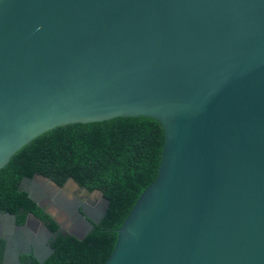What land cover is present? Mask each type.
Returning <instances> with one entry per match:
<instances>
[{"label":"water","instance_id":"water-1","mask_svg":"<svg viewBox=\"0 0 264 264\" xmlns=\"http://www.w3.org/2000/svg\"><path fill=\"white\" fill-rule=\"evenodd\" d=\"M117 116L165 137L105 264H264V0H0V169L50 129ZM21 186L79 239L108 207L72 177ZM3 217V264L54 252L34 214Z\"/></svg>","mask_w":264,"mask_h":264},{"label":"trees","instance_id":"trees-1","mask_svg":"<svg viewBox=\"0 0 264 264\" xmlns=\"http://www.w3.org/2000/svg\"><path fill=\"white\" fill-rule=\"evenodd\" d=\"M160 122L148 116H117L57 126L19 149L0 169V212L16 215L23 224L29 213L58 232L54 252L43 262L22 254L28 264H105L122 225L140 194L158 174L164 144ZM40 174L64 185L69 177L90 191L103 193L105 215L79 239L58 231L59 224L22 189L25 177ZM6 240L0 238V264Z\"/></svg>","mask_w":264,"mask_h":264},{"label":"rangeland","instance_id":"rangeland-1","mask_svg":"<svg viewBox=\"0 0 264 264\" xmlns=\"http://www.w3.org/2000/svg\"><path fill=\"white\" fill-rule=\"evenodd\" d=\"M41 180L42 179H34L31 182H29V185H33V186L35 185V186H37V189L39 190V192H41V194H43V195L45 194L46 197H47V199H50L51 200L52 199V196H51L50 192L47 191V188H46L47 187V183L46 182L43 183V181H41ZM74 188H75V186L72 184V185H69V187H68L67 190H65V193L67 194L68 197L76 196V194L74 195V192H73ZM63 193H64V191H63ZM94 194H96V193H94ZM76 197L79 198L78 195ZM103 204H104V202H103ZM45 207H48L50 209L52 208L49 205H46ZM82 208H83V206L80 205L78 207V211H81L82 212V210H83ZM57 217L63 223V232L64 233H69L71 231L72 226L76 225V223L79 222V219L78 218H74V219L73 218H67V217L63 216L61 214V212L58 213V216ZM8 224H10V223L7 220V218L6 217H3L2 218V221L0 222V225H2V226L5 227Z\"/></svg>","mask_w":264,"mask_h":264},{"label":"flooded vegetation","instance_id":"flooded-vegetation-1","mask_svg":"<svg viewBox=\"0 0 264 264\" xmlns=\"http://www.w3.org/2000/svg\"><path fill=\"white\" fill-rule=\"evenodd\" d=\"M76 190V189H75ZM75 192V191H74ZM30 214V213H29ZM28 214V215H29ZM27 219V218H26ZM2 220H0V222H1ZM1 229H3L0 233H2L3 235H6V233H5V230H4V226L3 227H1ZM0 229V230H1ZM15 236V235H14ZM20 262H21V260H20ZM22 264V263H21ZM23 264H28V263H23Z\"/></svg>","mask_w":264,"mask_h":264}]
</instances>
